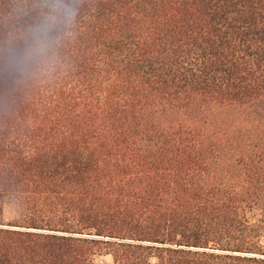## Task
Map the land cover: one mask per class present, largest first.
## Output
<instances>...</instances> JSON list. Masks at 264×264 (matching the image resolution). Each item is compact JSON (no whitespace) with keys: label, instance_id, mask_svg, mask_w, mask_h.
Returning a JSON list of instances; mask_svg holds the SVG:
<instances>
[{"label":"trees","instance_id":"trees-1","mask_svg":"<svg viewBox=\"0 0 264 264\" xmlns=\"http://www.w3.org/2000/svg\"><path fill=\"white\" fill-rule=\"evenodd\" d=\"M79 6L52 69L0 58V264H264V0Z\"/></svg>","mask_w":264,"mask_h":264},{"label":"clouds","instance_id":"clouds-1","mask_svg":"<svg viewBox=\"0 0 264 264\" xmlns=\"http://www.w3.org/2000/svg\"><path fill=\"white\" fill-rule=\"evenodd\" d=\"M79 14V0H30L27 6L18 3L15 15H32L34 19L27 25L13 22L0 58L20 77L47 72L59 61V49L73 35Z\"/></svg>","mask_w":264,"mask_h":264},{"label":"rangeland","instance_id":"rangeland-1","mask_svg":"<svg viewBox=\"0 0 264 264\" xmlns=\"http://www.w3.org/2000/svg\"><path fill=\"white\" fill-rule=\"evenodd\" d=\"M20 216V208L14 203H8L3 206L2 218L4 224L12 223ZM96 264H111L109 257H100L96 259Z\"/></svg>","mask_w":264,"mask_h":264}]
</instances>
